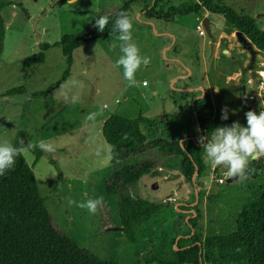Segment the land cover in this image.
I'll use <instances>...</instances> for the list:
<instances>
[{"label":"rangeland","instance_id":"374dc122","mask_svg":"<svg viewBox=\"0 0 264 264\" xmlns=\"http://www.w3.org/2000/svg\"><path fill=\"white\" fill-rule=\"evenodd\" d=\"M125 1L0 0L4 31L0 54V142L6 140L20 147L21 139L25 145L44 140L55 145L54 153L41 151L37 161L32 152L22 156L32 166L38 194L45 199L53 226L78 246L118 264H176L173 250L186 228L192 227L188 236L199 242L205 236L232 231L241 209L264 192V166L261 170L248 166L244 179L228 178L224 169L209 166V172L193 188L182 181L177 160L169 154L150 150L122 161L117 169L142 160L153 163L152 170L125 193L137 206L140 200L161 204L143 223L138 242L131 244L121 232L115 200L105 193V181L113 169L108 165L109 147L101 137V123L111 114L127 119L140 114L148 121L172 116L185 121L190 117V101L197 93L181 89H192L206 75L217 84L214 107L227 105L233 121L245 126L242 84L237 77L227 76L250 62V54L229 38L227 42L232 46L223 42L216 59L211 58L214 38L218 33L227 37L231 30L220 16L201 10L200 14L176 16L171 21L144 19L140 13L143 1L135 0L129 7L133 42L142 56L151 58L147 67L141 66L136 72L135 86H128L123 67L116 64L121 53L119 47L114 50L111 45L118 43L117 35L78 47L67 66L59 46L52 44L83 29L90 23L89 18L110 15ZM169 1L167 6H176L184 0ZM214 1L254 18L258 29L264 30V0ZM203 18L208 22V33L202 26L204 35L199 36L195 25L201 24ZM42 43L50 45L43 52V61L23 67V60L40 51ZM221 48L228 49L229 54H222ZM235 60L236 64H231ZM213 63L219 68L217 75L211 70ZM248 65L257 79L264 78V52L258 51ZM63 74L62 81L50 88ZM18 87H23L24 93L6 95ZM250 92L246 89L245 97ZM255 103L256 109L261 108L260 101ZM93 112L100 114L94 121L87 120ZM139 129L149 140L152 134L147 125L140 123ZM254 172L261 173V177ZM58 177L61 182L54 191ZM218 178L221 183H217ZM97 197H102L103 203L95 215L68 204L70 199L79 203ZM194 206L198 218L190 226L186 220ZM217 251L220 254L221 248Z\"/></svg>","mask_w":264,"mask_h":264},{"label":"trees","instance_id":"16d2710c","mask_svg":"<svg viewBox=\"0 0 264 264\" xmlns=\"http://www.w3.org/2000/svg\"><path fill=\"white\" fill-rule=\"evenodd\" d=\"M134 1L126 0L107 15L109 23L103 32L93 27V20L80 31L66 35L52 44L59 46L67 66L71 64L72 52L78 47L99 38L109 39L116 36L117 33L112 32L116 15L121 11L129 14V7ZM168 4H171L169 0H149L143 6L141 15L144 19L171 21L176 16L198 14L205 10L211 15L222 17L231 28L230 31L241 32L256 49L264 52V30L258 29L254 18L214 0H184L179 1L176 6H167ZM3 36V23L0 20V54ZM39 47L40 51L23 60V67L29 68L43 61V52L50 45L42 43ZM64 76L63 74L50 88L62 81ZM22 93L24 88L18 87L7 91L6 95ZM245 104L249 106V110L257 113L260 110V107L254 109L253 98H246ZM222 108L213 107L210 95L204 92L202 96L192 97L189 105L190 117L185 121L172 116L148 121L140 114L133 119L111 114L102 121L100 134L109 147L111 159L108 165L113 169V173L105 181V193L116 202L125 241L131 244L138 242L143 223L161 204L140 200V205L137 206L125 193L136 185L141 176L152 170L151 161L142 160L118 169L117 166L122 161L146 151H159L177 160L182 181L195 188L199 185V178L210 170L203 162V149L198 143V136L210 134L215 127L233 122L230 116L226 121L220 119ZM140 123H145L150 129L152 136L149 140L146 133L140 131ZM32 153L34 161L41 156L39 149ZM249 166L261 170L264 166V154L250 160ZM254 175L261 177V173L254 172ZM60 182L59 178L54 191ZM44 202L45 199L38 194L32 166L27 165L22 155L18 156L14 169L0 176V264H118L112 260L100 259L60 233L53 226ZM144 206L147 210L142 208ZM193 212L194 216L191 217ZM193 212L189 213L190 217L186 220L190 226L198 218L195 206ZM190 228H186L184 237L176 240L173 250L176 264H264V192H260L254 201L241 209L235 218L232 231L226 235L205 236L199 243L193 236H188L191 233ZM193 241L199 244L191 245ZM218 248H221L220 254Z\"/></svg>","mask_w":264,"mask_h":264},{"label":"clouds","instance_id":"9594fccd","mask_svg":"<svg viewBox=\"0 0 264 264\" xmlns=\"http://www.w3.org/2000/svg\"><path fill=\"white\" fill-rule=\"evenodd\" d=\"M72 2L75 3V0ZM93 20V27L99 32H103L109 23L107 16L89 18L88 21L92 22ZM112 32L117 33L116 40L118 43L113 42L111 47L114 50L119 47L121 53L116 64L123 67V78L127 81L128 86H135L137 83L136 72L141 66L147 67L151 63V58L142 56L138 46L133 42V21L126 11H121L116 15ZM64 99L66 102L69 101L66 94ZM261 104H264V100L261 101ZM229 111L227 105L221 109L220 119L222 121L229 119ZM231 111L233 114L236 112L235 109ZM99 114L97 112L89 113L86 119L94 121ZM245 118L246 126L241 125L236 120L230 125L215 127L210 134L201 135L197 138L203 149L204 164L212 168L224 169V174L228 178L244 179L249 161L264 154V110H260L258 113L254 110H248L245 113ZM19 143L20 147L14 146L6 140L0 142V176H4L9 170L14 169L18 156H26L28 152H34L37 149L49 154L55 152V145L44 140L30 141L25 145L21 139ZM109 159H111L110 156ZM102 203V197L79 203L71 199L68 200L69 205L75 204L93 215L97 213Z\"/></svg>","mask_w":264,"mask_h":264},{"label":"crops","instance_id":"0c3cea01","mask_svg":"<svg viewBox=\"0 0 264 264\" xmlns=\"http://www.w3.org/2000/svg\"><path fill=\"white\" fill-rule=\"evenodd\" d=\"M143 1V5H146L149 3V0H142ZM205 11V10H203ZM206 12V11H205ZM142 13V10L141 12ZM200 14V13H198ZM205 19V18H203ZM202 19V21H203ZM202 21H201V25H202ZM256 22V21H255ZM208 23V22H207ZM197 25V24H196ZM195 25V26H196ZM209 28V27H208ZM236 31H229V35L226 37L224 34H221V33H218L217 37L214 38L213 40V44L210 45L211 47V58L214 60L216 59V56H217V49L222 46L223 42L224 44L227 42V39H232V40H235L241 47L242 45L238 42L237 38H236V35H235ZM247 39V38H246ZM248 40V39H247ZM249 41V40H248ZM228 47H231L232 45L229 44V42H227L226 44ZM224 47V46H223ZM243 48V47H242ZM244 50H246L249 54H250V62L246 63V64H243V65H240L239 66V69L234 71L232 70L231 73L227 76L228 77H232V78H236L237 77V81H239L242 86H244V90H246L248 87L251 86V80H250V77L247 75V73L249 72L248 70H251L253 71V74H255V71L252 69V67L250 65H248L249 63H252L254 62V59H256V53L259 51L258 49H256L252 44H251V49H252V52H253V60L251 59V53L243 48ZM220 52L222 54H225V55H228L229 54V50L228 49H225V48H221ZM232 59H234L233 57H231ZM236 60L235 61H232L231 64H236ZM219 68L216 66L215 63L212 64L211 66V70L213 71V73L215 75L219 74L220 71L218 70ZM254 76V75H253ZM255 77V76H254ZM256 78V77H255ZM257 79V78H256ZM262 79V78H261ZM259 79H257L258 81ZM204 86H206V90L204 89ZM217 84H215L214 82H210V80H208L207 76L205 75L204 78H203V82L198 84V85H195L193 86L192 89L190 88H182L181 90L183 92H189V91H193V92H196L197 94L193 97H197V96H202V94L204 92L208 93L210 95V99H211V102H212V105H213V99H218V90H217ZM248 86V87H247ZM252 92H250L249 94H251ZM215 94V95H214ZM248 94V95H249ZM253 94V93H252ZM247 95V96H248ZM247 98V97H246ZM214 107V105H213ZM263 155V154H261ZM260 155V156H261ZM255 159V158H254Z\"/></svg>","mask_w":264,"mask_h":264},{"label":"water","instance_id":"95a60500","mask_svg":"<svg viewBox=\"0 0 264 264\" xmlns=\"http://www.w3.org/2000/svg\"><path fill=\"white\" fill-rule=\"evenodd\" d=\"M202 26L205 29V31L208 33V23H207L206 19H203ZM235 35H236V38H237L238 42L242 45V47L247 49L251 53V59L253 60L254 56H253V52H252V49H251V43L246 39V37L241 32L236 31ZM253 83H254V81H253ZM253 89H255V88H253ZM245 99H246L245 90H244V86H242L241 104H242V106H244L245 112H247L249 110V106L245 104ZM253 99L256 102H258L259 101L258 95L255 94ZM192 215H194V213Z\"/></svg>","mask_w":264,"mask_h":264},{"label":"built area","instance_id":"2783aa9c","mask_svg":"<svg viewBox=\"0 0 264 264\" xmlns=\"http://www.w3.org/2000/svg\"><path fill=\"white\" fill-rule=\"evenodd\" d=\"M195 30H196V33L199 36H203L204 35L203 29H202V25L200 23L195 26ZM255 94L258 95V98H259L260 104H261V101L264 100V78L259 79L257 81V89H256ZM253 97H254V95L252 93L247 96L248 99H252ZM260 110H264V104H261ZM221 182H222V179L218 178L217 179V183H221Z\"/></svg>","mask_w":264,"mask_h":264},{"label":"flooded vegetation","instance_id":"af4514ba","mask_svg":"<svg viewBox=\"0 0 264 264\" xmlns=\"http://www.w3.org/2000/svg\"><path fill=\"white\" fill-rule=\"evenodd\" d=\"M249 72L247 73V75L250 77V80H251V86L250 87H248L247 89L248 90H250L252 93H253V95L255 96V92H256V89H257V79L253 76L254 74H253V71H251V70H248ZM253 81H254V83H253ZM253 88H255V89H253ZM256 101L254 100V109H256V103H255ZM259 102V101H258ZM195 243H197L196 241H193L192 243H191V245H193V244H195ZM200 243V242H199ZM199 243H197V244H199Z\"/></svg>","mask_w":264,"mask_h":264}]
</instances>
